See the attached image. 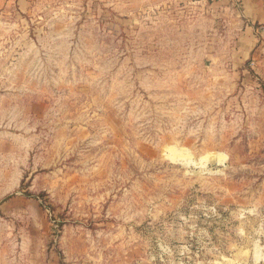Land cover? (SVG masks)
Here are the masks:
<instances>
[{
  "label": "rangeland",
  "instance_id": "374dc122",
  "mask_svg": "<svg viewBox=\"0 0 264 264\" xmlns=\"http://www.w3.org/2000/svg\"><path fill=\"white\" fill-rule=\"evenodd\" d=\"M230 35L190 0H0V264H264Z\"/></svg>",
  "mask_w": 264,
  "mask_h": 264
},
{
  "label": "crops",
  "instance_id": "0c3cea01",
  "mask_svg": "<svg viewBox=\"0 0 264 264\" xmlns=\"http://www.w3.org/2000/svg\"><path fill=\"white\" fill-rule=\"evenodd\" d=\"M148 1L152 3L155 0ZM190 4L198 11H206L214 22L218 20L222 24L227 34L233 35V38L230 37L233 57L237 55V60L244 64L245 70L258 73L259 78L264 79L263 67L258 69L251 60L252 50L257 44L261 42L264 45V0H190ZM261 90V93L264 92V86H261ZM217 157V160L222 161L221 156ZM219 212L225 215L221 209ZM216 250L220 252L219 249ZM231 262L233 263L230 264H240L237 260Z\"/></svg>",
  "mask_w": 264,
  "mask_h": 264
},
{
  "label": "trees",
  "instance_id": "16d2710c",
  "mask_svg": "<svg viewBox=\"0 0 264 264\" xmlns=\"http://www.w3.org/2000/svg\"><path fill=\"white\" fill-rule=\"evenodd\" d=\"M24 195H25V197H27V198H33V197H35V196H33L32 194H30L29 192H26ZM11 197H13V196L10 195V196L5 197V198L3 199L2 202L8 201L9 199H11ZM2 202H1V203H2ZM0 213H1V212H0Z\"/></svg>",
  "mask_w": 264,
  "mask_h": 264
},
{
  "label": "bare ground",
  "instance_id": "6f19581e",
  "mask_svg": "<svg viewBox=\"0 0 264 264\" xmlns=\"http://www.w3.org/2000/svg\"><path fill=\"white\" fill-rule=\"evenodd\" d=\"M169 151V150H168ZM172 151V150H171ZM177 154V153H176ZM179 155H180V153H179ZM207 156V155H206ZM176 157H177V155H176ZM222 157V156H221ZM216 158V157H215ZM172 159V158H171ZM174 159V158H173ZM222 159V158H221ZM181 161V160H180ZM187 161V160H186ZM188 162H190V161H188ZM179 163H181V162H179ZM183 164V163H182ZM218 164V163H217Z\"/></svg>",
  "mask_w": 264,
  "mask_h": 264
}]
</instances>
